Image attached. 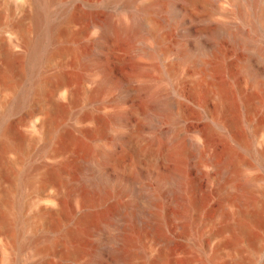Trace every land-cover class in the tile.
I'll list each match as a JSON object with an SVG mask.
<instances>
[{"label":"rangeland","instance_id":"rangeland-1","mask_svg":"<svg viewBox=\"0 0 264 264\" xmlns=\"http://www.w3.org/2000/svg\"><path fill=\"white\" fill-rule=\"evenodd\" d=\"M59 1L62 4L57 7L66 4L87 22L106 21L131 10L121 9L118 0L110 5L105 0ZM81 1L90 2V9ZM155 5L151 14L154 36L142 34L140 40L133 35L119 36L111 39L107 49L92 47L86 21L72 24L66 41L72 53L57 55L36 73L38 81L47 82L48 88L31 96L17 112L8 113L9 104L28 81L27 55L37 32L32 0H0V119H4L17 140L15 146L0 151V264H116L101 246L113 229L122 230L127 241L134 244L123 252L129 257V264H264V61L233 41L200 35L206 19L203 7L196 12L179 10L172 16L164 0ZM223 19L235 23L232 17H217L213 22ZM156 37H160V42ZM197 42L205 47L211 79L198 80L202 76L200 70L180 56L182 49L193 51ZM93 50L105 51L96 56L97 61L119 81V96L127 113L122 121L102 132H96L93 126L92 134L84 139L74 138L73 151L67 154L66 162L60 169L54 168L61 172V181L46 182V156L61 144L64 135L75 136L72 116L86 110L103 116L108 113L99 108V102H89L83 94L76 106L59 101L67 113L53 112L50 93L59 72L82 85L84 91L89 90L84 84L89 71L83 56ZM6 51L12 54L9 61ZM106 51H118L117 57ZM146 51H157L163 55V64L175 68L176 91L172 93L164 82L165 97L178 94L188 113L200 109L208 112V118L198 125L205 131L204 156L209 158V165L202 167L197 159L192 160L184 179L188 198L198 207H186L182 196L173 202L164 200L163 207H134L138 190L150 183V177L144 162H134L129 133L138 127L140 137L133 140H149L173 124L167 117L145 120L131 113L132 109L151 105L148 94L140 92L133 98L123 84L142 71L144 65L149 75L156 76L159 61L146 57ZM247 63L257 75L255 85L243 70ZM185 80L191 86L197 84L194 94L182 89ZM215 87L223 90L229 116L234 120V125H226V130L208 129L210 123H224L221 112L215 109ZM151 110L157 111L156 107ZM30 111L36 113L31 121L27 119ZM193 126L187 123L185 128L190 130ZM10 138L13 139L1 136L0 140L9 143ZM47 139L49 145L45 147ZM105 146L110 147L114 160L105 164L104 175L109 184L102 186L101 181L91 179L92 173L84 161L86 155L97 156ZM74 151L76 156L72 158ZM129 167H135L132 178H126ZM222 167L229 173L222 174ZM25 177L27 184H23ZM44 186L46 192L59 191V199L39 201ZM41 208L60 212L40 218L37 213ZM67 231L79 236L66 240ZM20 243L27 244L20 248ZM73 248L80 251L77 257L67 254ZM136 249L143 253L135 254Z\"/></svg>","mask_w":264,"mask_h":264},{"label":"bare ground","instance_id":"bare-ground-1","mask_svg":"<svg viewBox=\"0 0 264 264\" xmlns=\"http://www.w3.org/2000/svg\"><path fill=\"white\" fill-rule=\"evenodd\" d=\"M159 1L161 0H118V6L121 9L130 7V12L119 16H111L106 21L93 19L87 22L83 16L70 11L66 4L57 7L56 5L62 4L59 0H32L35 7L34 19L37 38L32 44L31 51L27 55L29 67L28 81L9 104L8 113L17 112L28 104L31 96L39 94L48 88L47 82L38 81L36 73L41 65H49L57 55L72 53L70 47L66 44L72 24L86 21V30L91 34L89 41L92 47L95 49H107L111 39H116L119 36L133 35L138 40L142 38V34H145L146 37L148 35L154 36L155 26L151 25L153 24L151 14L155 10V4ZM164 1L171 10L172 16H175L179 10L185 9L196 12L198 8L203 7L206 13V19L200 29V35H208L213 39L224 38L233 41L242 45L251 56H255L264 61V0ZM105 2L110 5L114 1L105 0ZM81 3L90 9V2L81 1ZM53 7L55 8L53 9ZM217 17L221 19L223 17H232L236 24L230 22L229 19L228 21L226 19L224 21L223 19V21L218 20L217 22H213ZM156 40L160 42L161 39L160 37H156ZM193 51L182 49L180 56L183 59L191 60L193 66L200 70L202 76L198 80L211 79L212 77L209 75L212 69L209 61L205 57V47L201 42H197ZM104 52L93 50L88 55L83 56V61L89 71L84 80V84L88 86L89 92L84 91L82 85L69 79L64 73L59 72L57 74V84L50 93V99L54 102L53 112L67 113L59 101H68V103L76 106L79 102L80 95L83 94L84 97L90 100L89 102H99V108L101 110H107L108 113L103 116L86 110L84 113H77L72 116V128L75 136L64 135L61 144L46 156V160L48 161L46 167H49L44 168L43 172L46 182L61 181V172L54 168L57 167L60 169L62 162H66L65 158L67 154L73 151L74 138L84 139L89 134H92L94 130L92 129L93 126L96 128V132H102L112 123L118 124L122 121L127 113V110L120 100L119 81L114 80L110 76L107 70L108 67L106 68L105 65L97 61L96 56ZM106 52L117 57L116 53L118 51ZM155 52L146 51L144 55L159 61L156 76L149 75L148 67L144 65L142 66V71L135 74L129 82L123 83L127 88L126 91L131 93L133 98L140 92H144L148 94L151 101V105L144 107L142 110L132 109L131 113L143 117L145 120L152 119L157 121L167 117L173 123L168 130H162L160 134H154L149 140H141L138 142L133 140L134 137H140V129L138 127L133 128L129 133L131 139L129 145L133 153L134 162H137V164L138 162H144L149 174L148 177H150V183L142 185L143 187L138 190L139 194L134 207H163L164 200L173 202L177 199V196H182L186 199V207H198L195 201L188 198L189 190L184 183V179L192 160L197 159L202 167L209 165V158L204 156L207 149L205 131L203 130L204 128L201 129L198 125L200 121L208 118V112L205 109H200L193 110V113H188L179 101L178 94L175 93L174 97L171 95V97L169 95L165 97L163 95V92L166 91L164 82L169 85L172 93L176 91L174 82L176 72L174 66L162 63V54H159L157 51ZM5 58L8 61L11 60L12 54L6 51ZM243 70L250 79L251 84L255 85L258 81L257 75L252 71L250 63L244 65ZM194 85L195 88L193 87ZM194 85L191 86L189 81L185 80L182 83V89L185 91L188 89V94L191 92L194 94L197 84ZM215 90V109L221 112L224 123H210L211 125H209L208 129L219 128L226 130L227 126L232 127L234 125V120L229 116L230 109L222 95L223 90L219 87H215ZM152 107H156L157 111L154 112L151 110ZM35 114V111L28 112L27 119L31 121L35 117ZM187 123H192L194 125L193 128L190 130L185 128ZM204 127L207 128V126ZM51 132L52 128L49 126L47 131L48 136ZM1 136L13 137V139L10 138L11 141L9 143L0 140L1 152L5 148L15 146L17 140L12 136L11 130L6 126L4 119H0ZM48 145L49 140L46 142L45 147H48ZM75 153L76 151H74L72 158L76 156ZM113 157L114 155L110 147L107 146L100 149L97 156H85V166L91 171L92 180L97 179L101 181L102 186L109 184L108 179L104 175V167L106 163L114 160ZM134 168L131 167L130 169L129 167V174L126 178H132L136 175L135 172H132ZM225 168H221L220 172L222 174L229 173L227 172V168ZM234 169L237 168L235 167ZM234 169L232 170L234 171ZM28 182L29 180L25 177L23 184H27ZM230 184L231 182L228 186ZM248 184L247 186H249ZM45 188L44 186L40 189L39 201L55 202L59 199V191L49 193L45 191ZM59 212V210L55 211L41 208L37 214L40 218H44L45 216H52V214ZM145 213H147L146 210ZM145 213L144 215H146ZM18 219L21 220L22 218L19 217ZM26 224L30 227L29 223L26 222ZM28 227L27 229L31 228ZM241 230L247 232L245 228H241ZM77 236L79 235L75 236L73 232L67 231L64 238L66 240H72ZM26 244L20 243L18 245L20 248H25ZM130 245L134 244L127 241L126 235L122 230L113 229L101 246L104 253H108L115 258L117 261L116 264H129L130 259L123 252ZM79 252L78 248H73L67 254L71 257H77ZM134 253L142 254L143 252L136 249ZM161 257H158V261H160Z\"/></svg>","mask_w":264,"mask_h":264}]
</instances>
